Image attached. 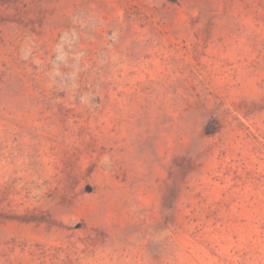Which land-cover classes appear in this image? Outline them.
<instances>
[{"label":"rangeland","instance_id":"1","mask_svg":"<svg viewBox=\"0 0 264 264\" xmlns=\"http://www.w3.org/2000/svg\"><path fill=\"white\" fill-rule=\"evenodd\" d=\"M0 264H264V0H0Z\"/></svg>","mask_w":264,"mask_h":264},{"label":"trees","instance_id":"2","mask_svg":"<svg viewBox=\"0 0 264 264\" xmlns=\"http://www.w3.org/2000/svg\"><path fill=\"white\" fill-rule=\"evenodd\" d=\"M164 207H165V210H166V214H168V212H169V208H170L169 204L166 205V203H165ZM166 214H165V215H166Z\"/></svg>","mask_w":264,"mask_h":264}]
</instances>
